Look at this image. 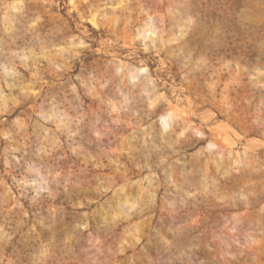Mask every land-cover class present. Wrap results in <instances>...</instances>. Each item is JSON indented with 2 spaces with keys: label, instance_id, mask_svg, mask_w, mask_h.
I'll return each instance as SVG.
<instances>
[{
  "label": "clouds",
  "instance_id": "obj_1",
  "mask_svg": "<svg viewBox=\"0 0 264 264\" xmlns=\"http://www.w3.org/2000/svg\"><path fill=\"white\" fill-rule=\"evenodd\" d=\"M0 264H264V0H0Z\"/></svg>",
  "mask_w": 264,
  "mask_h": 264
}]
</instances>
